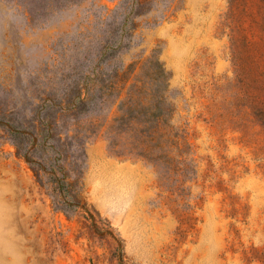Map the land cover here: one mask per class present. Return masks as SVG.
<instances>
[{
    "label": "rangeland",
    "instance_id": "rangeland-1",
    "mask_svg": "<svg viewBox=\"0 0 264 264\" xmlns=\"http://www.w3.org/2000/svg\"><path fill=\"white\" fill-rule=\"evenodd\" d=\"M0 264H264V0H0Z\"/></svg>",
    "mask_w": 264,
    "mask_h": 264
}]
</instances>
